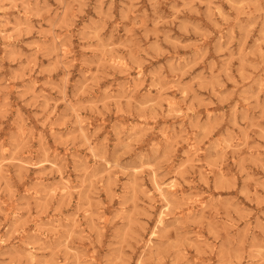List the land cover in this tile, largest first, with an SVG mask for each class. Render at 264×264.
I'll list each match as a JSON object with an SVG mask.
<instances>
[{
  "label": "rangeland",
  "instance_id": "rangeland-1",
  "mask_svg": "<svg viewBox=\"0 0 264 264\" xmlns=\"http://www.w3.org/2000/svg\"><path fill=\"white\" fill-rule=\"evenodd\" d=\"M0 264H264V0H0Z\"/></svg>",
  "mask_w": 264,
  "mask_h": 264
},
{
  "label": "bare ground",
  "instance_id": "bare-ground-1",
  "mask_svg": "<svg viewBox=\"0 0 264 264\" xmlns=\"http://www.w3.org/2000/svg\"><path fill=\"white\" fill-rule=\"evenodd\" d=\"M67 52H68V49H67L66 53H67ZM114 57H115V56H114ZM113 62H115V61H113ZM169 104H170V106H171V103H169ZM169 104H168V107H169ZM174 106H175V105H174ZM172 107H173V106H172ZM169 109H170V108H169ZM175 109H176V108H175ZM173 110H174V109H173ZM167 129H170V128H167ZM167 129H166V130H167ZM166 130H165V131H166ZM164 133H165V132H164ZM165 135H166V134H165ZM169 135H170V134H169ZM169 135H168V136H169ZM163 136H164V135H163ZM170 137H171V136H170ZM168 138H169V137H168ZM166 140H167V139H166ZM168 140H169V139H168ZM192 145H193V144H192ZM192 145H191V146H192ZM193 146H194V145H193ZM153 181H154V180H153ZM154 182H155V181H154ZM67 183H69V182H67ZM155 184H156L155 186H157V188H158L157 190H159V191L162 193L163 198L167 201V204H166V205L169 206V205H170V203H169L170 201L168 200V196H169L170 193H169L168 196L166 197V195L163 193V191H164V189H163V185H162L163 183H160L158 180H156V183H155ZM65 186H66V185H65ZM167 186H168V188H170V189H177V188H178L177 183H176L175 181L172 182V183L170 182V184L167 185ZM61 187H62V186H61ZM67 187H69V186H67ZM165 187H166V185H165ZM165 187H164V188H165ZM62 189H63V188H62ZM70 189H71V188H70ZM64 190H65V189H64ZM155 190H156V189H155ZM62 192H63V191H62ZM161 200H162V199H161ZM170 200H171V199H170ZM196 200H197V199H196ZM190 201H192V200H190ZM205 201H207V200H205ZM194 202H195V201H194ZM204 203H205V202H204ZM206 203H207V202H206ZM206 203H205V204H206ZM167 206H166V207H167ZM169 207H170V206H169ZM191 207H192V206H191ZM188 211H189V210H188ZM190 211H191V210H190ZM190 211H189V212H190ZM192 212H193V211H192ZM163 214L165 215V213H163ZM185 214H186V213H185ZM160 217H161V216H160ZM163 217H164V216H163ZM160 219H161V218H160ZM162 219H163V218H162ZM162 221H163V220H162ZM163 222H164V221H163ZM160 223H161V220H160ZM41 230H42V229H41ZM36 232H37V231H36ZM2 239H3V238H2ZM3 240H4V239H3ZM151 242H152V241H151ZM151 242H149V243H151ZM146 244H147V243H146ZM147 247H148V246H147ZM32 258H33V257H32Z\"/></svg>",
  "mask_w": 264,
  "mask_h": 264
}]
</instances>
